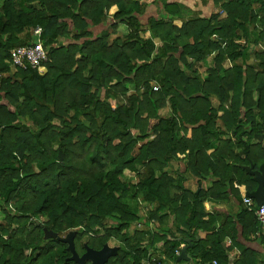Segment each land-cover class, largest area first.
<instances>
[{
	"label": "trees",
	"instance_id": "obj_1",
	"mask_svg": "<svg viewBox=\"0 0 264 264\" xmlns=\"http://www.w3.org/2000/svg\"><path fill=\"white\" fill-rule=\"evenodd\" d=\"M212 2L0 0V264H78L71 233L80 256L118 242L106 264H260L231 256L236 223L208 203L258 186L264 0ZM38 27L46 72L14 70ZM238 220L264 245L254 213Z\"/></svg>",
	"mask_w": 264,
	"mask_h": 264
},
{
	"label": "crops",
	"instance_id": "obj_2",
	"mask_svg": "<svg viewBox=\"0 0 264 264\" xmlns=\"http://www.w3.org/2000/svg\"><path fill=\"white\" fill-rule=\"evenodd\" d=\"M172 1L181 3L182 5L187 7L188 8L187 12L191 16L197 14H200L202 16H208L212 13L214 9L212 0H172ZM224 66L225 68L229 69L231 67V63L226 62ZM256 142L258 141L256 140ZM261 143L262 146H264V139L262 140ZM188 184L190 188H192L193 190L197 189V186L193 182V179H190ZM236 188L241 192L242 198H244L247 192H245L243 188H241L240 186L239 188L238 187ZM244 208L245 206L242 203V199L237 198L235 195H231V199L227 201H220V202L210 201L208 203V210L211 213V215L218 214L221 217V220L216 223L217 228H220L222 225H224L226 218L233 219V221L236 223L235 227L236 230L238 231L236 243L238 244V247H235L234 251L231 253L232 254L231 256L232 257L237 256L238 254L241 253L242 249L246 248L256 252L258 261L260 262V264H264V245L260 241V234L258 235L252 234L248 238H244L243 236V228L239 223L238 215L243 211ZM230 231H233V229L231 228ZM260 233H261V226H260ZM202 236L206 237L207 235L204 233L202 234ZM184 246H186L185 243L181 246V248ZM188 256L190 258L189 252H188Z\"/></svg>",
	"mask_w": 264,
	"mask_h": 264
},
{
	"label": "water",
	"instance_id": "obj_3",
	"mask_svg": "<svg viewBox=\"0 0 264 264\" xmlns=\"http://www.w3.org/2000/svg\"><path fill=\"white\" fill-rule=\"evenodd\" d=\"M245 169L251 176L254 177V181L258 184L257 189L253 192H247L246 197L254 199L257 205L261 207L264 205V164L260 166L259 170H255L253 165L246 167ZM64 241L69 245V250L72 253L70 260L75 261L78 264H86L87 261L92 262V264H106L109 258L117 255L118 252V248L110 247L108 244L105 245L100 251L94 250L87 246L86 253L80 256L75 248L73 233L68 235ZM184 243L186 246L181 248L177 259L178 262L191 261L188 256V250L191 247L192 240L186 239L184 240Z\"/></svg>",
	"mask_w": 264,
	"mask_h": 264
},
{
	"label": "built area",
	"instance_id": "obj_4",
	"mask_svg": "<svg viewBox=\"0 0 264 264\" xmlns=\"http://www.w3.org/2000/svg\"><path fill=\"white\" fill-rule=\"evenodd\" d=\"M34 34L37 37V42L34 45L16 48L11 51V66L14 70L16 68L26 69L27 66H31L38 69L42 74L46 71L44 64L49 62V56L41 39L42 28L38 27ZM158 90L159 87H154V91ZM236 187L239 188V186ZM243 205L248 212L256 215L261 226V233L264 235V205L260 207L254 199L246 196L243 198Z\"/></svg>",
	"mask_w": 264,
	"mask_h": 264
},
{
	"label": "rangeland",
	"instance_id": "obj_5",
	"mask_svg": "<svg viewBox=\"0 0 264 264\" xmlns=\"http://www.w3.org/2000/svg\"><path fill=\"white\" fill-rule=\"evenodd\" d=\"M221 15L222 16H224V13L222 12L221 13ZM241 44H245V42L244 41H242L241 42ZM250 51L253 53V52H256V51H260V52H263L264 51V44L263 43H259V44H257V45H253V46H251V48H250ZM212 64V63H211ZM11 68H13L12 66H11ZM46 72V71H45ZM44 72V73H45ZM43 73V74H44ZM169 113H171V111L169 110V109H166L165 111H163L162 112V114H164V115H167V114H169ZM175 169V168H174ZM150 209H151V207H150ZM2 215L0 214V221L2 220ZM148 239L146 238V241H144L142 244H146V245H148ZM108 245L110 246V247H113V248H118L119 247V243L118 242H116L115 240H112V241H110L109 243H108Z\"/></svg>",
	"mask_w": 264,
	"mask_h": 264
}]
</instances>
